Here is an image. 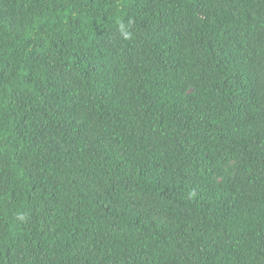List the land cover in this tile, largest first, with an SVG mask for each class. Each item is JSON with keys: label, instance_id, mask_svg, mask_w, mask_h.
<instances>
[{"label": "trees", "instance_id": "obj_1", "mask_svg": "<svg viewBox=\"0 0 264 264\" xmlns=\"http://www.w3.org/2000/svg\"><path fill=\"white\" fill-rule=\"evenodd\" d=\"M0 264H264V0H0Z\"/></svg>", "mask_w": 264, "mask_h": 264}]
</instances>
